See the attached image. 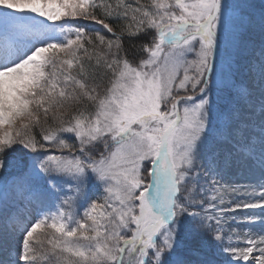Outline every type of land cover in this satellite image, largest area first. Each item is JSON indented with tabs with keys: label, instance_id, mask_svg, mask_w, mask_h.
Segmentation results:
<instances>
[{
	"label": "snow or ice",
	"instance_id": "6c2138e0",
	"mask_svg": "<svg viewBox=\"0 0 264 264\" xmlns=\"http://www.w3.org/2000/svg\"><path fill=\"white\" fill-rule=\"evenodd\" d=\"M0 264H264V0H0Z\"/></svg>",
	"mask_w": 264,
	"mask_h": 264
},
{
	"label": "rangeland",
	"instance_id": "374dc122",
	"mask_svg": "<svg viewBox=\"0 0 264 264\" xmlns=\"http://www.w3.org/2000/svg\"><path fill=\"white\" fill-rule=\"evenodd\" d=\"M255 3L259 4L260 0H254ZM128 38V37H127ZM193 57H189V59H192ZM191 94V93H189ZM198 95V93H197ZM210 96L214 97V93H210ZM67 139H69V142H74V138L70 137V135L66 136ZM225 180L231 184L234 185H241V186H248L252 183H254V176L249 173L248 171L244 169H235L232 172L225 175ZM250 191V190H249ZM239 198H247L248 193L244 191L243 188H241L240 193L238 194ZM255 212H259V209L253 210ZM240 219V217H238ZM235 227V226H234ZM255 255V254H254Z\"/></svg>",
	"mask_w": 264,
	"mask_h": 264
},
{
	"label": "trees",
	"instance_id": "16d2710c",
	"mask_svg": "<svg viewBox=\"0 0 264 264\" xmlns=\"http://www.w3.org/2000/svg\"><path fill=\"white\" fill-rule=\"evenodd\" d=\"M115 28V25H113ZM92 28H99L95 25H93V27H89V30H91ZM116 31H119V29H116ZM101 34L106 35L107 37L111 38V35L106 33V32H102ZM147 42V39L141 35L138 37H133V38H127L125 37L124 41H123V47L126 50L127 53V57L130 60H134V59H138L140 56L144 55L143 53H141L139 51V45L142 43ZM39 127H37L36 129H34V132L37 134V138L39 139Z\"/></svg>",
	"mask_w": 264,
	"mask_h": 264
}]
</instances>
